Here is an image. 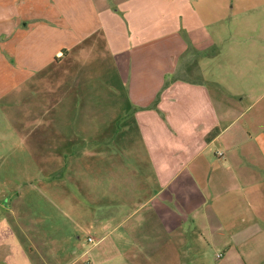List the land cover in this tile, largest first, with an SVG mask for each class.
Instances as JSON below:
<instances>
[{
	"label": "crops",
	"instance_id": "0c3cea01",
	"mask_svg": "<svg viewBox=\"0 0 264 264\" xmlns=\"http://www.w3.org/2000/svg\"><path fill=\"white\" fill-rule=\"evenodd\" d=\"M189 2L0 0V73L15 87L60 53L65 63L85 41L104 40L154 177H120L122 200L90 196L99 213L89 208L77 223L92 248L74 242L69 264H264V18L254 19L264 0ZM183 65L198 77H182ZM76 142L62 139V165ZM80 168L73 164L78 187ZM1 232L0 264H17L18 251L26 264H61L66 254L13 249L10 228Z\"/></svg>",
	"mask_w": 264,
	"mask_h": 264
},
{
	"label": "rangeland",
	"instance_id": "374dc122",
	"mask_svg": "<svg viewBox=\"0 0 264 264\" xmlns=\"http://www.w3.org/2000/svg\"><path fill=\"white\" fill-rule=\"evenodd\" d=\"M189 3L194 5L195 0ZM262 18V14L254 16L257 22ZM210 35L213 37V32ZM105 48L104 40L93 37L72 51L67 62L60 53L53 63L40 64L43 67L30 78L19 79L16 87L0 73V235L1 230L10 228L8 242L13 249L33 246L47 259L51 250L65 249L61 264H69L74 242L79 241L84 251L92 248L87 232H78L82 225L77 223L90 209L99 213L100 206L89 201L92 194L100 197V205L121 199L117 192L127 187L120 177L128 176L137 183L144 175L147 184L153 183L133 112L127 109L125 93L116 86ZM183 69L182 77H198L193 65L189 69L183 65ZM63 73L68 74L67 80L60 79ZM107 81L115 85L112 101L106 95ZM105 104L107 112H93L95 106ZM74 135L83 143H66V165H62L58 149H62L63 138ZM75 162L81 165L82 187L71 179ZM48 169L52 174L49 180ZM111 172L119 188L114 192L110 190ZM121 210L128 213L131 209ZM4 245L5 240H0V247ZM19 255L18 251L17 264H26Z\"/></svg>",
	"mask_w": 264,
	"mask_h": 264
},
{
	"label": "built area",
	"instance_id": "2783aa9c",
	"mask_svg": "<svg viewBox=\"0 0 264 264\" xmlns=\"http://www.w3.org/2000/svg\"><path fill=\"white\" fill-rule=\"evenodd\" d=\"M89 242L93 243V239L90 238V239H89ZM217 257H218V258H221L222 256H221V255H218Z\"/></svg>",
	"mask_w": 264,
	"mask_h": 264
},
{
	"label": "trees",
	"instance_id": "16d2710c",
	"mask_svg": "<svg viewBox=\"0 0 264 264\" xmlns=\"http://www.w3.org/2000/svg\"><path fill=\"white\" fill-rule=\"evenodd\" d=\"M159 98H160V97H158V98H157V100L155 101V102H156L155 104H157V103H158V101H159Z\"/></svg>",
	"mask_w": 264,
	"mask_h": 264
}]
</instances>
